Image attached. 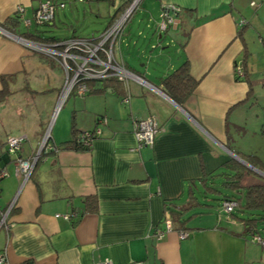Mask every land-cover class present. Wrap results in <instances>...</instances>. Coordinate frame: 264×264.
<instances>
[{
  "label": "crops",
  "instance_id": "1",
  "mask_svg": "<svg viewBox=\"0 0 264 264\" xmlns=\"http://www.w3.org/2000/svg\"><path fill=\"white\" fill-rule=\"evenodd\" d=\"M42 1L0 0V26L39 40L85 37L76 30L84 27L87 4L96 38L133 0H82L83 22L71 8L69 18L54 13L47 26L51 32L57 17L61 36L33 20ZM51 1L78 10L76 0ZM168 2L180 11L161 30ZM131 16L114 56L151 87L130 79L121 93H70L55 114L62 66L0 31V91L7 92L0 96V167L7 171L0 176V252L6 264H264V245L241 234L242 221L222 209L207 216L200 210L210 206L203 203L207 193L216 199L229 192L215 175L229 157L255 168L247 166L251 173L243 174L241 186L264 185V0H139ZM183 60L198 83L177 103L161 78ZM148 116L160 128L151 146H139L133 120ZM73 125L100 133L87 148L62 147ZM48 129V145L29 176L16 173V157L36 156ZM11 135L26 136L16 154L7 153ZM88 195L96 197L94 209L90 203L85 209ZM166 206L184 217L201 211L186 221V237L172 223L166 231Z\"/></svg>",
  "mask_w": 264,
  "mask_h": 264
},
{
  "label": "built area",
  "instance_id": "2",
  "mask_svg": "<svg viewBox=\"0 0 264 264\" xmlns=\"http://www.w3.org/2000/svg\"><path fill=\"white\" fill-rule=\"evenodd\" d=\"M139 0H133L131 4L126 7L118 17H116L108 26H106L96 38L91 37H79L71 36L68 38L45 41V40H33L25 36L14 34L13 31L7 30L0 26V31L7 34L11 39L27 46L31 51L38 52L44 56L58 62L64 70V82L60 92V101L54 110V114L58 111L65 97L71 92H75L79 95H84L87 91V80L94 82L100 81L107 77H115L121 81L125 89L128 80H135L151 87L148 82L137 73L125 67V65L116 60L114 56V44L118 38L121 28L125 22L129 19ZM59 6H63V2L57 3ZM56 3L51 0H45L40 2L39 6L33 13V20L36 23L50 22L55 13ZM22 7L16 6V13L21 12ZM180 11V7L173 3H164L161 7V22L159 23L160 29L165 30L167 27L174 23V16ZM24 24H28V20H23ZM239 72V70H237ZM160 90V89H159ZM123 102H128L129 95L122 96ZM98 122H105V118H100ZM159 125L154 116H148L146 118H137L133 120V132L138 141L139 146H151L154 142V138L159 131ZM100 133V128L95 127L92 131V135ZM85 136V137H84ZM49 137V129L43 136L41 149L38 154L31 160H23L16 157L15 160V172H21L25 177H28L32 166L39 155L40 151L46 147L47 139ZM25 135H11L6 139L7 152L9 154H16L20 148V144ZM88 132L83 135L82 142L84 145H88L92 140ZM52 147L49 146V149ZM55 149V148H54ZM7 171L0 169V176H6ZM236 206V201L233 199H226L221 202V209L229 213ZM10 207L4 212L6 213ZM4 213L1 218L4 220ZM59 214H56V216ZM72 214H63L64 217L69 218ZM166 225V231L171 229V219L166 215L164 217ZM178 236L180 238L188 235L187 231L178 230ZM163 231H159L157 235H162ZM252 241L264 244V240L257 234L252 236ZM6 255L4 252H0V264H6ZM29 264V263H22ZM96 264H111L110 260L105 259ZM140 264V262H137Z\"/></svg>",
  "mask_w": 264,
  "mask_h": 264
},
{
  "label": "trees",
  "instance_id": "3",
  "mask_svg": "<svg viewBox=\"0 0 264 264\" xmlns=\"http://www.w3.org/2000/svg\"><path fill=\"white\" fill-rule=\"evenodd\" d=\"M8 19H9L8 21H10L11 24H14V22H16L17 20L16 17H10ZM5 27L8 28L7 30H13L10 29L11 27H9L8 25H5ZM20 35L33 40L40 39L39 36H34L32 34H27V35L20 34ZM41 39L45 41L57 40L56 38L53 37L41 38ZM161 80L165 92L177 103H181L188 95H190V93L194 90V88L198 83V80L194 79L189 73L187 60H183L175 69H173L171 72L163 76ZM100 82L102 85L98 88L96 82L87 80L86 84L88 88L86 92L92 93L95 91H102L105 88H110L118 93H121V90L125 89L122 82L117 80L115 77H107L101 79ZM6 93L7 92L5 91V89L1 90L0 96L5 95ZM72 93L75 92H71V94ZM92 131L93 129L88 131H79L73 125L70 138L63 141L61 145L62 147H67L77 150L87 148L88 145L83 144L82 138L86 132H88L91 136L94 137L95 135H92ZM56 148H60V145L56 146ZM42 155L43 153L42 151H40L39 157L41 158ZM1 168L2 167H0V169ZM220 169L221 170L219 172H216L215 175L222 177L221 184L225 186L229 191L228 193H222L221 197L218 196L216 198L217 200L220 199V204H219L220 207H221V202L223 200L226 199L235 200L236 206L228 214L232 215L233 217H236L239 221H242L243 231L241 232V234H248L251 240H252V236L257 234L261 237L262 240H264V236H262V234H264V185L252 184V185L241 186L240 181L243 174L251 173V169L233 157H229L227 160H225L221 164ZM85 202L87 204V207L85 209L89 208L88 203L91 204L92 209L96 207V197L94 195L86 196ZM170 204L168 203L167 205ZM204 204L209 205L208 202H205ZM200 212L201 211L192 212L190 215L184 217L182 216L183 215L182 210L172 206H166L165 214L168 215V217L171 219V223L173 225L180 227L178 228V230L185 231L187 229L185 223L188 220V218L191 215L198 214Z\"/></svg>",
  "mask_w": 264,
  "mask_h": 264
},
{
  "label": "rangeland",
  "instance_id": "4",
  "mask_svg": "<svg viewBox=\"0 0 264 264\" xmlns=\"http://www.w3.org/2000/svg\"><path fill=\"white\" fill-rule=\"evenodd\" d=\"M76 1H78L77 2V6H78V12L76 11V9H75V7L74 6H71V5H69V3H67L66 2V5H65V7L64 8H61V7H59V6H57L56 7V9H55V13H57L58 15H59V17L60 18H62L63 17V15H65V16H67L68 18L69 17H71V16H69L70 15V13H71V10H70V8L72 9V13H75V15H77L78 14V17L80 16V22H83V18H82V10H83V4H82V0H76ZM84 7L87 9V13L85 14V24H84V27H82V25H80L79 27H78V29L76 30V34L77 35H81V36H85V37H91V36H94L95 35V33H94V31L92 30L93 28L92 27H94V25L95 26H97L96 24H93V22L92 21H94L95 20V17H93V15H91V13H89V8H88V6H87V4L86 5H84ZM135 14V13H134ZM55 15V14H54ZM77 17V16H76ZM132 17V16H131ZM130 20V19H129ZM128 20V21H129ZM71 21H73V20H71ZM128 21H126L125 22V24H124V27L127 25V24H129L130 22H128ZM134 22V21H133ZM132 22V23H133ZM132 23H130L131 25H132ZM48 24H46V25H39L40 26V28L41 29H43L44 31H45V33H52V34H55V35H63L64 33H65V31H63V29H62V27L60 26V24L58 23V21H57V17H56V25L57 26H53V27H51V32H49V30H50V27L49 26H47ZM170 49V48H169ZM135 66L136 67H139V65L135 62ZM138 75H140V74H138ZM142 76V75H141ZM146 80V79H145ZM256 106V105H255ZM236 137V136H235ZM199 190L201 191V189H199V187H198V189H197V191H195V194L197 195V197H198V199L201 201V202H203V198H202V196H201V193L199 192ZM226 192V191H225ZM205 201L203 202V203H205V202H208V204L210 205V206H202V208L200 209V210H204V213H202L201 215H205V216H207V215H211V214H216L217 212H218V210H220L221 211V208H220V201L219 200H217V199H215V197L213 196V194L212 193H207V198H205L204 199ZM201 215H197V216H194V217H192L189 221H188V224L189 225H192L193 223H195L196 221H198V219H199V217L201 216Z\"/></svg>",
  "mask_w": 264,
  "mask_h": 264
},
{
  "label": "water",
  "instance_id": "5",
  "mask_svg": "<svg viewBox=\"0 0 264 264\" xmlns=\"http://www.w3.org/2000/svg\"><path fill=\"white\" fill-rule=\"evenodd\" d=\"M96 84H97V87H100V86L102 85L100 81H97ZM236 157L239 158L238 156H236ZM240 159H241V158H240ZM241 161H242L243 163H245L247 166H249L250 168L255 169L252 165L248 164V163L245 162L243 159H241Z\"/></svg>",
  "mask_w": 264,
  "mask_h": 264
}]
</instances>
